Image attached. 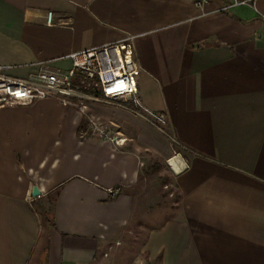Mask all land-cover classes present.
<instances>
[{"label":"crops","instance_id":"obj_1","mask_svg":"<svg viewBox=\"0 0 264 264\" xmlns=\"http://www.w3.org/2000/svg\"><path fill=\"white\" fill-rule=\"evenodd\" d=\"M199 1L0 0L9 75L67 70L68 55L126 37L140 66V105L107 112L121 147L90 138L82 112L56 99L0 107V264H101L151 159L170 167L180 198L141 264H264V0L228 11Z\"/></svg>","mask_w":264,"mask_h":264},{"label":"built area","instance_id":"obj_2","mask_svg":"<svg viewBox=\"0 0 264 264\" xmlns=\"http://www.w3.org/2000/svg\"><path fill=\"white\" fill-rule=\"evenodd\" d=\"M259 0H224L221 11H228L238 6H248L256 10ZM197 2V6L206 3ZM48 24H52L53 13L47 15ZM134 37H126L118 42L99 48L83 50L67 56L71 68L53 69L47 64H40L36 72L26 77L7 74L0 67V107L7 105H29L37 100L56 99L64 106L78 107L81 111L86 105H79L84 100L93 102H129L139 106L138 75L140 66L135 59ZM143 116L152 124L161 127L165 116L151 111L140 112L135 107L129 108ZM89 137L124 146L127 138L113 124L89 119Z\"/></svg>","mask_w":264,"mask_h":264},{"label":"rangeland","instance_id":"obj_3","mask_svg":"<svg viewBox=\"0 0 264 264\" xmlns=\"http://www.w3.org/2000/svg\"><path fill=\"white\" fill-rule=\"evenodd\" d=\"M116 103L118 101L84 100L79 105H86L85 111L75 107L82 112L84 131L88 130L89 119L111 124L107 120L108 109L127 105L121 101L120 106ZM165 130L170 134L167 128ZM174 147L178 151L185 150L178 143H174ZM128 193L134 199L131 220L120 242L106 247L107 254L101 264H141L139 259L143 256L142 247L149 231L173 216L179 207V189L170 167L154 159L147 161L138 183Z\"/></svg>","mask_w":264,"mask_h":264},{"label":"water","instance_id":"obj_4","mask_svg":"<svg viewBox=\"0 0 264 264\" xmlns=\"http://www.w3.org/2000/svg\"><path fill=\"white\" fill-rule=\"evenodd\" d=\"M33 196H34V197H39V196H41V192H40V190H39L38 187H35V188H34Z\"/></svg>","mask_w":264,"mask_h":264},{"label":"trees","instance_id":"obj_5","mask_svg":"<svg viewBox=\"0 0 264 264\" xmlns=\"http://www.w3.org/2000/svg\"><path fill=\"white\" fill-rule=\"evenodd\" d=\"M35 210H37L38 212H40V213H42V214H44V215H47V213L44 211V209H43L42 207L37 206V207L35 208Z\"/></svg>","mask_w":264,"mask_h":264}]
</instances>
